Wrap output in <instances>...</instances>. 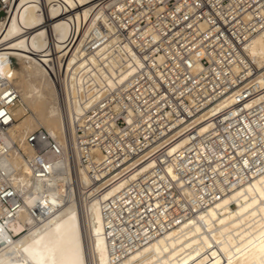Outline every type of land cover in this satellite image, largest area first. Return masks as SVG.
Instances as JSON below:
<instances>
[{
  "label": "built area",
  "instance_id": "1",
  "mask_svg": "<svg viewBox=\"0 0 264 264\" xmlns=\"http://www.w3.org/2000/svg\"><path fill=\"white\" fill-rule=\"evenodd\" d=\"M16 1L0 0V20ZM92 1L102 11L69 49L109 45L139 61L85 112L75 138L80 164L99 184L153 161L102 204L110 243L129 252L264 170V73L246 50L264 30V0ZM18 100L0 73V132L15 120ZM180 138L185 143L170 151ZM26 142L34 151L26 156L30 177L46 181L58 171L61 146L44 128L28 133ZM2 175L0 205L12 213L22 198ZM46 190L30 209L36 219L52 213L39 200Z\"/></svg>",
  "mask_w": 264,
  "mask_h": 264
},
{
  "label": "bare ground",
  "instance_id": "2",
  "mask_svg": "<svg viewBox=\"0 0 264 264\" xmlns=\"http://www.w3.org/2000/svg\"><path fill=\"white\" fill-rule=\"evenodd\" d=\"M96 11L102 6L92 0H17L0 20V73L19 94L11 109L15 120L0 132V171L22 198L12 213L0 205V264H264V170L230 185L184 221L129 252L110 243L103 202L153 161L100 184L80 164L75 138L82 116L139 65L109 45L87 53L69 49L79 29L92 27ZM246 50L264 73V30ZM40 125L63 155L54 161L58 171L52 177L35 182L26 160L34 151L26 136ZM199 128L204 130L205 123ZM184 143L178 139L170 151ZM44 188L39 200L52 213L36 219L30 209L39 204L38 191ZM83 191L86 196L78 200Z\"/></svg>",
  "mask_w": 264,
  "mask_h": 264
},
{
  "label": "rangeland",
  "instance_id": "3",
  "mask_svg": "<svg viewBox=\"0 0 264 264\" xmlns=\"http://www.w3.org/2000/svg\"><path fill=\"white\" fill-rule=\"evenodd\" d=\"M13 63L15 64L16 67H19L18 66V62L17 61L15 62L14 59H13ZM16 109H17V107H16ZM29 113H30V109H27L26 114L24 116H27ZM16 121H20V115H17V120ZM40 127L41 128H45L43 125H40ZM83 192H85V193H83ZM83 192H80V193L77 194V199L79 198L78 200L82 199L83 196H86V191H83Z\"/></svg>",
  "mask_w": 264,
  "mask_h": 264
},
{
  "label": "water",
  "instance_id": "4",
  "mask_svg": "<svg viewBox=\"0 0 264 264\" xmlns=\"http://www.w3.org/2000/svg\"><path fill=\"white\" fill-rule=\"evenodd\" d=\"M2 16V13L0 12V17Z\"/></svg>",
  "mask_w": 264,
  "mask_h": 264
}]
</instances>
